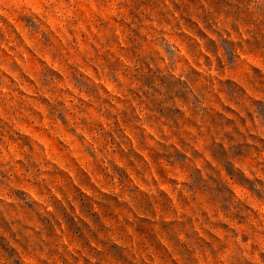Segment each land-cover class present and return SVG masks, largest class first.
<instances>
[{
    "label": "clouds",
    "instance_id": "clouds-1",
    "mask_svg": "<svg viewBox=\"0 0 264 264\" xmlns=\"http://www.w3.org/2000/svg\"><path fill=\"white\" fill-rule=\"evenodd\" d=\"M0 264H264V0H0Z\"/></svg>",
    "mask_w": 264,
    "mask_h": 264
}]
</instances>
